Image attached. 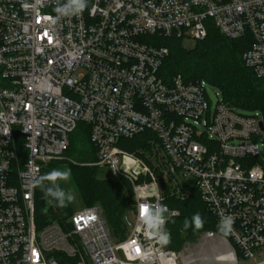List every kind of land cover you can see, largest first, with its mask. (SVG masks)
<instances>
[{"label": "built area", "instance_id": "2783aa9c", "mask_svg": "<svg viewBox=\"0 0 264 264\" xmlns=\"http://www.w3.org/2000/svg\"><path fill=\"white\" fill-rule=\"evenodd\" d=\"M60 2L24 9L0 0V264H197L204 259L150 239L137 211L193 191L217 223L234 219L227 237L201 235L214 242L215 263L229 250L233 264H264L262 116L231 108L219 93L213 104L206 81L165 82L169 50L153 42L202 41L210 25L230 40L249 37L244 64L264 80V0H88L82 15L52 22ZM79 124L89 128L94 166L131 187L132 228L122 241L100 205L65 224L36 222L32 181L67 159ZM143 134L137 152L124 148ZM167 209L165 226L180 215Z\"/></svg>", "mask_w": 264, "mask_h": 264}, {"label": "trees", "instance_id": "16d2710c", "mask_svg": "<svg viewBox=\"0 0 264 264\" xmlns=\"http://www.w3.org/2000/svg\"><path fill=\"white\" fill-rule=\"evenodd\" d=\"M153 42L156 46L169 50L159 72L165 82H170L176 76H182L186 82L206 81L221 93L224 102L231 108L242 113L259 112L264 123V80L258 79L243 61V55L251 44L249 37L230 40L210 25L207 38L195 42L191 48H186L185 41L177 37L157 36ZM144 137V134L135 137L127 143L131 146L125 144L124 148L137 152L144 146ZM66 158L71 162V176L83 202L91 205L90 207L100 205L113 236L118 241L124 240L129 233L130 214L134 210L131 187L123 180L98 179V168L91 166L96 162L95 149L91 143L89 128L85 124H79L72 134ZM62 164L63 162L51 163L43 174L58 169ZM59 184L64 188L61 181ZM164 205L180 214L170 219L165 226L172 235V242L166 246L169 250L180 253L187 242L206 232L224 236L218 231L216 219L197 192L193 191L188 198L182 200L169 193ZM35 208L38 225L51 222L65 224L74 214L70 203L65 208L49 206L40 188H36ZM196 212L203 216L204 227L199 231L192 228L184 230V219H190ZM233 247L236 250L234 245ZM237 256L240 259L238 252Z\"/></svg>", "mask_w": 264, "mask_h": 264}, {"label": "clouds", "instance_id": "9594fccd", "mask_svg": "<svg viewBox=\"0 0 264 264\" xmlns=\"http://www.w3.org/2000/svg\"><path fill=\"white\" fill-rule=\"evenodd\" d=\"M43 0H34V4H28L26 0H21V7L28 9L41 5ZM88 8V0H62L56 3L54 8V16L49 17L52 22L58 21L64 17L80 16ZM39 53H43L42 48H37ZM147 170V169H145ZM255 175V173L253 174ZM71 178V169H53L43 175L36 177L32 181L33 188H40L46 203L49 206L57 208H65L71 203L75 197L72 193L65 191L59 184V181H68ZM148 187V186H146ZM157 187V186H152ZM138 220L143 226L145 234L150 239L161 246L165 247L172 242L171 232L165 228V213L168 211L167 206L157 204L153 207L151 204L143 202L138 204ZM205 220L200 212L194 213L191 218H185L183 222L184 230L192 228L194 231H199L204 227ZM234 219L231 215L222 216L218 225V231L225 237L229 236L234 231ZM35 252V250H33ZM218 262L234 261L235 255L232 253L220 255L217 258Z\"/></svg>", "mask_w": 264, "mask_h": 264}, {"label": "rangeland", "instance_id": "374dc122", "mask_svg": "<svg viewBox=\"0 0 264 264\" xmlns=\"http://www.w3.org/2000/svg\"><path fill=\"white\" fill-rule=\"evenodd\" d=\"M195 42L187 40L184 42V46L186 48H191L193 47ZM82 70L78 71V74L81 73ZM219 93V97H221L220 92L216 91V90H209L208 91V96L210 98V100L213 102V104L217 103V100L220 99L219 97L216 96V94ZM72 138V135H70V139ZM260 152L262 155H264V145L262 146L260 144L259 146ZM69 160L66 159L65 161H63V164L61 166H59L58 169L60 170H64V169H69V164L71 162H68ZM68 163V164H66ZM92 167H96L94 166V163L91 164ZM99 170V174H98V179L99 180H119L116 178H113L111 176V174L109 173V171L105 168H101V167H97ZM122 181V180H119ZM65 191L70 192L74 195L75 199L70 203L73 210L74 211H81L84 208L90 207L91 205H86L75 184L74 181L71 178L68 181H61ZM130 218H132V212L130 214ZM116 242L118 241L116 238L114 239ZM214 242H203V240L201 239V236L193 241H189L185 244L184 248L182 249V251L180 252L183 258L186 257H190L191 259H204L201 262H198L197 264H216L214 261V257L215 255L213 254L212 248L211 246L213 245ZM264 259V256H262L261 258H259L258 262H260L261 260ZM240 264H248V263H240Z\"/></svg>", "mask_w": 264, "mask_h": 264}, {"label": "bare ground", "instance_id": "6f19581e", "mask_svg": "<svg viewBox=\"0 0 264 264\" xmlns=\"http://www.w3.org/2000/svg\"><path fill=\"white\" fill-rule=\"evenodd\" d=\"M228 253H230V251L229 250H227L226 252H224L222 255H224V254H228ZM225 264H233V261H225Z\"/></svg>", "mask_w": 264, "mask_h": 264}, {"label": "water", "instance_id": "95a60500", "mask_svg": "<svg viewBox=\"0 0 264 264\" xmlns=\"http://www.w3.org/2000/svg\"><path fill=\"white\" fill-rule=\"evenodd\" d=\"M261 128H262V131H264V124L261 123ZM129 228L131 229L132 228V225L129 223Z\"/></svg>", "mask_w": 264, "mask_h": 264}]
</instances>
